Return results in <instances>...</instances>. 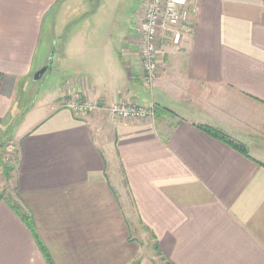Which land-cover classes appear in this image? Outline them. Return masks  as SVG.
I'll return each mask as SVG.
<instances>
[{"label": "crops", "instance_id": "0c3cea01", "mask_svg": "<svg viewBox=\"0 0 264 264\" xmlns=\"http://www.w3.org/2000/svg\"><path fill=\"white\" fill-rule=\"evenodd\" d=\"M78 1L0 0V147L17 150L0 264H264V0H189L192 33L162 45L151 89L139 80L138 0L123 29L66 34L60 68L76 74L61 70L21 106L19 84L53 66L47 15ZM78 99L99 109L76 117L64 104ZM127 101L174 116L121 121L110 108ZM131 225L157 255L141 254Z\"/></svg>", "mask_w": 264, "mask_h": 264}, {"label": "rangeland", "instance_id": "374dc122", "mask_svg": "<svg viewBox=\"0 0 264 264\" xmlns=\"http://www.w3.org/2000/svg\"><path fill=\"white\" fill-rule=\"evenodd\" d=\"M137 2L138 0H79L78 2H73L69 8L67 5L60 4L53 7L45 19L44 27V32L45 30L48 31L47 39L50 40L51 37L52 39L54 38L52 49L56 47V53L53 55L52 69L47 71L37 82H33L31 77L27 86L22 82L19 84L18 92L19 98H21L19 104L26 107V105L30 104V102L32 103L36 97L49 93L56 88L60 84V80H62L60 74L61 70L65 71L68 75L76 74L74 71L75 67H65L66 65L63 64L62 69L60 68V63L62 62L60 57L63 54V45L66 44V34L74 33L80 28L92 27L95 25V27L105 29H123L128 26V20L135 11ZM94 13H96L95 16H92ZM50 26L54 28V35L53 31L51 35ZM52 49L50 54L52 53ZM124 55L126 56L127 53H124ZM73 65L75 66L74 62ZM15 145L7 141L5 144L6 148L0 151V198L11 197L14 190V173L11 175V180H6L2 175V166L5 162L7 164L8 162L11 163L16 157L17 150ZM127 203L129 204L128 200ZM131 227L133 230V237L141 246V254L146 257L157 255L158 247L150 240L146 241L145 236L139 233L141 232L139 228L138 231L134 225H131Z\"/></svg>", "mask_w": 264, "mask_h": 264}, {"label": "built area", "instance_id": "2783aa9c", "mask_svg": "<svg viewBox=\"0 0 264 264\" xmlns=\"http://www.w3.org/2000/svg\"><path fill=\"white\" fill-rule=\"evenodd\" d=\"M195 9L189 0H140L136 16V55L139 80L151 89L162 64V45L178 46L192 33L191 17ZM64 107L76 117L99 109L94 101H68ZM113 116L121 121L146 122L155 118L154 105H140L133 101L113 104Z\"/></svg>", "mask_w": 264, "mask_h": 264}, {"label": "trees", "instance_id": "16d2710c", "mask_svg": "<svg viewBox=\"0 0 264 264\" xmlns=\"http://www.w3.org/2000/svg\"><path fill=\"white\" fill-rule=\"evenodd\" d=\"M3 76L2 74H0V85L2 82ZM158 111V112H156ZM166 114L169 116H174L170 111L166 110V109H161V110H155V114ZM159 115H155V116H159ZM201 131L205 132L206 134H208L209 136H211L212 138L221 141L222 143L226 144L227 146H229L230 148L234 149L235 151L239 152L240 154L244 155L245 157H248V153L247 150L245 148L244 145H242L241 143L231 139L230 137L226 136L225 134L208 128V127H199ZM6 146L4 145L3 147H0V151L5 149ZM11 164V165H9ZM16 164H17V156L14 158V160L8 164L5 162L4 165L2 166V175L6 180H11V175L12 173H15L16 171ZM0 165H1V161H0ZM1 199V198H0ZM12 209H14V211L17 212V214L22 218V220L26 223V225L29 227V229H31V223H30V219L26 216L23 215L19 212V210L12 205Z\"/></svg>", "mask_w": 264, "mask_h": 264}, {"label": "water", "instance_id": "95a60500", "mask_svg": "<svg viewBox=\"0 0 264 264\" xmlns=\"http://www.w3.org/2000/svg\"><path fill=\"white\" fill-rule=\"evenodd\" d=\"M54 55V47L52 49V53L49 56V60L51 61ZM51 69V63L47 65L46 67H43L39 71L35 72L34 75L32 76V81L37 82L40 80V78L48 71Z\"/></svg>", "mask_w": 264, "mask_h": 264}]
</instances>
